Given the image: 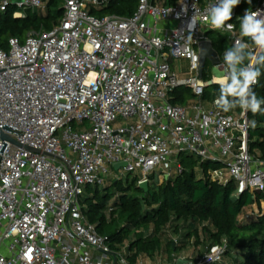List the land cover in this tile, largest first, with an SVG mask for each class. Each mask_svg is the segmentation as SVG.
I'll use <instances>...</instances> for the list:
<instances>
[{"label":"built area","instance_id":"obj_1","mask_svg":"<svg viewBox=\"0 0 264 264\" xmlns=\"http://www.w3.org/2000/svg\"><path fill=\"white\" fill-rule=\"evenodd\" d=\"M59 1L63 18L51 31L0 48V132L12 140L0 138V264H130L81 202L87 187L121 180L113 173L119 163L142 186L155 172L163 182L171 175L163 166L189 153L218 165L207 180L234 182L239 194L264 191V161L249 153V110L227 114L204 100L209 86L230 83V51L247 54L242 70L258 68L262 51L242 36L241 21L247 11L264 18V0H240L219 29L207 14L218 0H136L133 16L103 18L91 12L111 0ZM47 3L0 0V13L14 6L24 18ZM212 32L228 42L221 53ZM238 41L246 45L239 51ZM204 42L220 63L207 61L201 78ZM208 67L223 75L209 70L205 80ZM182 89L192 95L187 106L173 103ZM225 249L214 246L192 264H215Z\"/></svg>","mask_w":264,"mask_h":264},{"label":"trees","instance_id":"obj_2","mask_svg":"<svg viewBox=\"0 0 264 264\" xmlns=\"http://www.w3.org/2000/svg\"><path fill=\"white\" fill-rule=\"evenodd\" d=\"M172 2L169 1L168 5ZM16 7L0 13V48L9 49V41L17 38L24 42L33 31H51L63 18L64 8L59 0H48L45 10H27L24 18H15ZM137 11L136 0H111L103 9L92 10V15L131 17ZM211 40L218 51L228 42L212 32ZM242 61L237 63L238 75L247 62V54L238 52ZM264 52L259 60L260 76L252 87L259 99H264ZM209 72L204 79L209 80ZM221 86H209L204 95L206 102L220 96ZM174 104H183L192 95L179 91ZM230 101L235 98L229 96ZM237 105L228 111H240ZM249 153L264 161V103L261 111L249 110ZM218 165L202 162L189 153H181L171 175L160 182L150 178L145 190L132 181H107L103 187H87L82 204L86 219L96 226L98 233L108 238L115 252L122 250L130 264H176L181 254L192 250L197 263L214 246L226 245L215 264H264V191L239 194L234 182L221 185L205 178L210 168ZM254 205L259 213L253 212ZM252 214L249 215L248 213Z\"/></svg>","mask_w":264,"mask_h":264},{"label":"clouds","instance_id":"obj_3","mask_svg":"<svg viewBox=\"0 0 264 264\" xmlns=\"http://www.w3.org/2000/svg\"><path fill=\"white\" fill-rule=\"evenodd\" d=\"M239 3L240 0H218L216 5L211 6L207 10V14L212 28H222L225 22L231 20L232 10ZM258 15L259 12L247 11L245 13L241 21V34L242 36L250 37L260 51L264 52V18L258 19ZM231 27L232 25L229 24L228 28ZM245 46L238 41L236 43V50L239 51L241 47ZM242 59V57L231 51L224 57L232 75L230 76V83L221 86L220 96L216 103L224 111H228L238 105L241 109L245 111L251 110L255 114L261 111V104L264 103V99L257 98L256 94L251 91V85L260 76V71L256 68L252 70L245 69L237 75L234 65L240 63ZM229 96L235 99L230 101L228 99Z\"/></svg>","mask_w":264,"mask_h":264},{"label":"water","instance_id":"obj_4","mask_svg":"<svg viewBox=\"0 0 264 264\" xmlns=\"http://www.w3.org/2000/svg\"><path fill=\"white\" fill-rule=\"evenodd\" d=\"M210 61L213 65H218L220 63V57L219 54L214 50L213 45L211 42H204L200 45V57H199V76L202 78L204 67L206 65V62ZM0 138L3 141H12L9 136L6 134L0 132ZM125 163H119L114 165V170L119 171L120 168L125 167ZM143 189H147L148 185L143 184L140 186ZM188 260H178L177 264H184L187 263Z\"/></svg>","mask_w":264,"mask_h":264},{"label":"rangeland","instance_id":"obj_5","mask_svg":"<svg viewBox=\"0 0 264 264\" xmlns=\"http://www.w3.org/2000/svg\"><path fill=\"white\" fill-rule=\"evenodd\" d=\"M180 64L182 65V68H185L187 66V62L186 61H182V62H180ZM180 64H178V65H180ZM209 70H210V72L212 71L213 72V75H215V76L221 77L223 75L222 73H220L217 69H215L213 67H208L207 72ZM183 90H184V93L185 94L191 95V92L188 91L187 89H183ZM174 166H175V163L174 162H171V163H168V165L163 166V169H171ZM113 171H114L113 173L116 176L121 177V180H124V182H126V181H132V180L140 177V175L136 177L134 174L128 173L124 169H120L119 171H115V170H113ZM159 174H160V172H155V173H153V174L150 175V178L153 179V180H157L158 177H159ZM111 181L112 180H109V182H111ZM261 209H262L263 214H264V204L262 205ZM253 212L256 213V214L259 213V207L257 205H254ZM248 214L251 215L252 213L249 212ZM184 255H192L193 256V252H192V250H189Z\"/></svg>","mask_w":264,"mask_h":264},{"label":"crops","instance_id":"obj_6","mask_svg":"<svg viewBox=\"0 0 264 264\" xmlns=\"http://www.w3.org/2000/svg\"><path fill=\"white\" fill-rule=\"evenodd\" d=\"M178 95H180L179 92L176 94V100L178 98ZM191 100H192V98H189L183 104H179L178 103V105L187 106L191 102ZM206 106L207 107H211L212 105H211V103H207L206 102ZM184 254L185 253L181 254L180 258L187 259L188 260L187 263H184V264H189L191 262V260L194 259V256H192V255H184Z\"/></svg>","mask_w":264,"mask_h":264},{"label":"bare ground","instance_id":"obj_7","mask_svg":"<svg viewBox=\"0 0 264 264\" xmlns=\"http://www.w3.org/2000/svg\"><path fill=\"white\" fill-rule=\"evenodd\" d=\"M222 82H224V81H222Z\"/></svg>","mask_w":264,"mask_h":264}]
</instances>
